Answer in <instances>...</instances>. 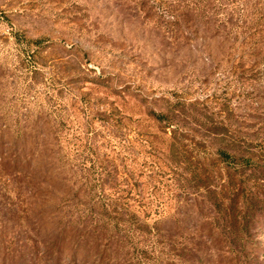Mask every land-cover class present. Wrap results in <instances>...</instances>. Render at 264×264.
Here are the masks:
<instances>
[{"label": "rangeland", "instance_id": "obj_1", "mask_svg": "<svg viewBox=\"0 0 264 264\" xmlns=\"http://www.w3.org/2000/svg\"><path fill=\"white\" fill-rule=\"evenodd\" d=\"M190 6L0 0V264H91L88 234L64 236L65 192L125 184L159 206L128 201L150 231L117 256L264 264V0Z\"/></svg>", "mask_w": 264, "mask_h": 264}, {"label": "trees", "instance_id": "obj_2", "mask_svg": "<svg viewBox=\"0 0 264 264\" xmlns=\"http://www.w3.org/2000/svg\"><path fill=\"white\" fill-rule=\"evenodd\" d=\"M189 1L191 3V10L203 11V8L208 7L209 4V0ZM183 3V5H188L186 1H183ZM228 156V153L223 154V157ZM141 173L142 172L139 168L138 171L130 170V172H124L127 178H123V180H128L130 178L134 184L136 180L133 178V175H140ZM155 173L162 175L160 169H157ZM152 191L153 189L148 192L149 200L144 202L142 197L136 199L137 192L133 191L131 186H126V184L124 187H119L117 189L113 188V191L110 193L111 197L106 196L105 193L100 191L91 192L81 186L77 189L68 186V191L65 192L66 199L63 204L68 207V221H66V233L64 236L69 240L72 239L73 245L81 247V242L83 244L82 237L88 234L89 238H86L88 239V242L86 243H88L89 246L94 245L93 250L90 252L91 259L88 258V261H90L91 264H95V262L96 264H102L103 261L108 264H118L120 261L124 262V264H131V259L125 258L124 254L117 256V254H115V249L119 251L126 245V242L131 244L133 241H136L132 240L131 237L133 238L134 236L141 235L139 234V231L148 233L150 230H147L145 226L142 227L144 222L139 224V219H137L135 215L127 213L129 207L128 201H137L136 203H138L139 206H146L148 210H143V215H147L149 212H156L158 210L159 200L158 198L153 197ZM69 200H71V202H69ZM121 214L130 216L125 217L121 216ZM131 218H133V220ZM121 219L131 221L132 227L128 229L130 232H113V229L117 227V223ZM152 229L156 234L152 238L148 236V242L144 243L145 248L148 247L150 251H154V249H156V244L162 243L161 237H164V233L161 232L159 226L154 225L152 226ZM101 239L104 241L102 242ZM110 248H113L111 251L114 250L113 255L106 256L104 254L100 258L97 257L98 253L100 254L102 250ZM99 249L101 250L100 252L95 251ZM154 256L157 255L154 254ZM134 257L137 264H144V259L147 258L145 255V249H137L136 256Z\"/></svg>", "mask_w": 264, "mask_h": 264}]
</instances>
